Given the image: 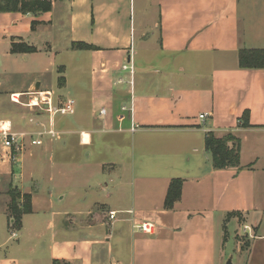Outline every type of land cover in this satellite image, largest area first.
I'll return each instance as SVG.
<instances>
[{
  "label": "crops",
  "instance_id": "crops-1",
  "mask_svg": "<svg viewBox=\"0 0 264 264\" xmlns=\"http://www.w3.org/2000/svg\"><path fill=\"white\" fill-rule=\"evenodd\" d=\"M242 48H264V0H52L50 12L0 13V66L24 75L0 128L44 133L15 160L1 141L5 209L17 188L32 213L17 236L0 214V264H227L229 225L243 228L232 264H264V69L240 68ZM70 99L74 114L46 111ZM208 133L240 140L238 169L213 167ZM175 179L182 197L166 210Z\"/></svg>",
  "mask_w": 264,
  "mask_h": 264
},
{
  "label": "trees",
  "instance_id": "trees-1",
  "mask_svg": "<svg viewBox=\"0 0 264 264\" xmlns=\"http://www.w3.org/2000/svg\"><path fill=\"white\" fill-rule=\"evenodd\" d=\"M51 10L52 0H0V13L42 14ZM72 48L91 50L93 46L86 43H73ZM37 51V48L27 44L14 43L12 46V53H35ZM239 66L242 69H264V48H242L239 52ZM63 83L64 77L60 79V85ZM244 126H250L247 118ZM206 150L211 154L213 167L216 170L238 169L240 167L241 142L233 135L218 138L213 133H208ZM182 188L183 181L181 179H175L171 182L164 204L166 210H173L181 200ZM10 195L12 200L9 205V213L14 226L20 229L23 217L32 213V197L30 194H23L17 188L13 189ZM233 216H240V214H228V217ZM54 264L60 263L56 261Z\"/></svg>",
  "mask_w": 264,
  "mask_h": 264
},
{
  "label": "built area",
  "instance_id": "built-area-1",
  "mask_svg": "<svg viewBox=\"0 0 264 264\" xmlns=\"http://www.w3.org/2000/svg\"><path fill=\"white\" fill-rule=\"evenodd\" d=\"M32 96V95H29ZM20 97L19 94H13L11 96V100L14 103H20ZM33 98L30 99V101L26 104L29 107L36 108L40 107V104L34 105ZM42 103H48V101H44V99H41ZM46 105V104H45ZM49 113H53L54 115L60 114L63 116L66 115H72L76 112L75 109V101L70 99L68 100L63 106L58 107L57 109L53 110L51 109V106L48 105V108L46 109ZM104 112V111H103ZM206 115H201L200 118L204 119ZM48 134L51 136H55V133L53 131H49ZM44 133H38L33 134L30 132H13L11 128H0V136L2 138V144L4 150H6L9 153V156H11L12 159H16L19 155L23 154L27 147V139L30 141L31 145L33 146H41L43 144V140L39 137H42ZM38 138H34V137ZM15 155V156H14ZM116 216L115 212L110 213V219H114ZM140 231L150 233L151 232V226L149 224H146L144 226L138 227ZM13 236H17L16 232H13Z\"/></svg>",
  "mask_w": 264,
  "mask_h": 264
},
{
  "label": "rangeland",
  "instance_id": "rangeland-1",
  "mask_svg": "<svg viewBox=\"0 0 264 264\" xmlns=\"http://www.w3.org/2000/svg\"><path fill=\"white\" fill-rule=\"evenodd\" d=\"M1 64H3L2 59H0V65ZM23 83H24V75L20 76L17 74H13L11 72H5L3 70V67L0 66V117H2V116L8 117L10 115L16 114V111L20 108V106L18 104H14L11 102L10 94H9L10 90H8L7 88H10L11 86L17 87ZM48 117H49V114H47V118ZM54 117L57 119L59 117H62V115L57 114ZM1 139L2 138L0 136V148L2 146L1 145V141H2ZM43 139H45V138H43ZM3 197L4 196H0V214L3 215V213H8L10 224H11L9 228L7 227L8 235H11L12 232H16L18 234L21 228L18 229L16 226H14V224H13L14 222H13V219L11 218L10 213H9V209H7V211L5 209L4 199H6V198H3ZM8 208H9V206H8ZM2 215L0 217V226L2 225V221L4 220V216H2ZM6 220H7V217H6ZM22 222H23V220H22ZM229 226L230 227L228 229L226 228V231H224V233H225L224 239H226L224 244L227 245L226 246L227 254H230L228 260L235 253V251H234L235 250V244H236V232H235V230L238 229V233L243 234V232H242L243 228H241V229H239V227L235 228L234 225L233 226L229 225ZM238 240H241V238L238 237ZM12 241L14 242L15 240H12ZM228 260L226 261V263L228 262Z\"/></svg>",
  "mask_w": 264,
  "mask_h": 264
},
{
  "label": "bare ground",
  "instance_id": "bare-ground-1",
  "mask_svg": "<svg viewBox=\"0 0 264 264\" xmlns=\"http://www.w3.org/2000/svg\"><path fill=\"white\" fill-rule=\"evenodd\" d=\"M37 104H38V103H37ZM3 128H5V129L8 128V125H4Z\"/></svg>",
  "mask_w": 264,
  "mask_h": 264
},
{
  "label": "water",
  "instance_id": "water-1",
  "mask_svg": "<svg viewBox=\"0 0 264 264\" xmlns=\"http://www.w3.org/2000/svg\"><path fill=\"white\" fill-rule=\"evenodd\" d=\"M227 264H232V261L229 259L228 263Z\"/></svg>",
  "mask_w": 264,
  "mask_h": 264
}]
</instances>
